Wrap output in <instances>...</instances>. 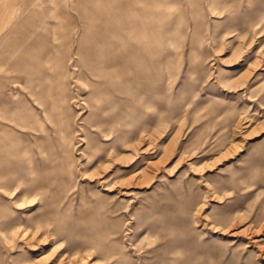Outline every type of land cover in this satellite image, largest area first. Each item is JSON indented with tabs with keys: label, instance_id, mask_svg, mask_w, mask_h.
<instances>
[{
	"label": "rangeland",
	"instance_id": "rangeland-1",
	"mask_svg": "<svg viewBox=\"0 0 264 264\" xmlns=\"http://www.w3.org/2000/svg\"><path fill=\"white\" fill-rule=\"evenodd\" d=\"M41 256L264 264V0H0V264Z\"/></svg>",
	"mask_w": 264,
	"mask_h": 264
},
{
	"label": "bare ground",
	"instance_id": "bare-ground-1",
	"mask_svg": "<svg viewBox=\"0 0 264 264\" xmlns=\"http://www.w3.org/2000/svg\"><path fill=\"white\" fill-rule=\"evenodd\" d=\"M136 26V23L134 22V21H131L128 25H127V27L126 28H124L123 30H125V32H126V37H128L131 33V30L134 28ZM134 44V43H133ZM132 47L133 48H135V44L134 45H132ZM85 105H86V107H87V104H86V102H85ZM96 110V109H95ZM132 119H134V117H132ZM237 126V125H236ZM123 133H124V130H123ZM123 133H119V136H121ZM133 133V132H132ZM106 134H108V133H106ZM146 134H149V131L148 132H146ZM140 135L137 133V134H132V135H130V137L128 136L127 138H125V139H123V143L125 144V145H132V144H134L135 142H136V144L137 143H139V139H140V137H139ZM237 148L239 147V146H236ZM236 147H232V149L233 148H236ZM230 148V147H229ZM231 149V150H232ZM228 151V149L227 148H225V150H222V152L218 155V158L219 157H224L225 156V153ZM114 152V151H113ZM225 152V153H224ZM223 153V154H222ZM231 153V152H230ZM228 154H229V152H228ZM228 154H226V155H228ZM109 155H111L112 156V153H109ZM99 156V154L97 155V157ZM100 157V156H99ZM97 158V160H99L100 158ZM216 157V156H215ZM217 158V159H218ZM216 159V160H217ZM221 159V158H220ZM101 160V159H100ZM105 161H103V160H101V161H99V164H102V163H104ZM93 176V174L91 175V178H93L92 177ZM148 179V178H147ZM16 191L17 190H15V189H12V190H10V191H8L9 192V194H13L14 192H15V194H16ZM34 196H36V193H34V195H33V197ZM240 212L241 211H239V210H236V211H234L233 213H232V219L235 221V220H237L238 218H240ZM261 226V225H260ZM9 230L12 232H18V234L19 235H21V236H24V234H26L27 232H28V234H30V239L34 236V234L35 233H37V230H38V228H33L32 227V225H31V223H29V224H25V223H23V222H13L12 223V225H10V227H9ZM43 234H45V236L46 237H49V238H47L46 240L48 241V243H50V244H55V242L56 241H54L53 240V238H52V236H50V234H49V232H44ZM45 239V238H44ZM6 241H8V240H6ZM54 246H56V245H54ZM72 254H74V253H72ZM62 256H65V259L66 258H68L69 257V259L70 258H72V257H74L73 255H72V257H71V255L69 254V253H67L66 251L62 254ZM42 257L43 256H41V257H38L37 259H32V263H34V264H37V261H42L41 259H42Z\"/></svg>",
	"mask_w": 264,
	"mask_h": 264
}]
</instances>
